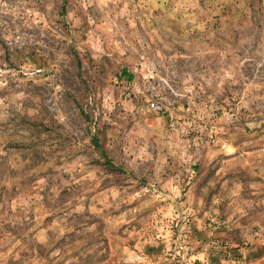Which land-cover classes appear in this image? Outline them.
Here are the masks:
<instances>
[{
    "label": "rangeland",
    "instance_id": "obj_1",
    "mask_svg": "<svg viewBox=\"0 0 264 264\" xmlns=\"http://www.w3.org/2000/svg\"><path fill=\"white\" fill-rule=\"evenodd\" d=\"M0 264H264V0H0Z\"/></svg>",
    "mask_w": 264,
    "mask_h": 264
},
{
    "label": "built area",
    "instance_id": "obj_2",
    "mask_svg": "<svg viewBox=\"0 0 264 264\" xmlns=\"http://www.w3.org/2000/svg\"><path fill=\"white\" fill-rule=\"evenodd\" d=\"M164 103L160 98L152 99L149 102V108L155 113H162L164 109Z\"/></svg>",
    "mask_w": 264,
    "mask_h": 264
}]
</instances>
